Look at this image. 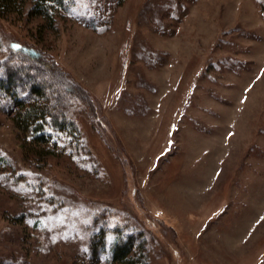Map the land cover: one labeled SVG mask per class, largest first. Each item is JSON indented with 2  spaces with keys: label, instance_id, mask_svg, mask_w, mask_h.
Listing matches in <instances>:
<instances>
[{
  "label": "rangeland",
  "instance_id": "1",
  "mask_svg": "<svg viewBox=\"0 0 264 264\" xmlns=\"http://www.w3.org/2000/svg\"><path fill=\"white\" fill-rule=\"evenodd\" d=\"M72 2L0 15V71L35 48L80 89L44 144L0 97V264H110L107 221L150 264H264V0Z\"/></svg>",
  "mask_w": 264,
  "mask_h": 264
},
{
  "label": "trees",
  "instance_id": "2",
  "mask_svg": "<svg viewBox=\"0 0 264 264\" xmlns=\"http://www.w3.org/2000/svg\"><path fill=\"white\" fill-rule=\"evenodd\" d=\"M72 3V0H0V15L16 12L41 16L50 28H55V14ZM14 50L21 61H15L17 64L4 61L1 65L0 97L10 100L16 127L25 134L31 133L38 144L47 143L54 131L76 133V123L68 111L70 96H79L78 86L39 50ZM29 61L40 65H26ZM110 222L91 231V246L107 253L110 264H150L145 241L138 242V234L131 229Z\"/></svg>",
  "mask_w": 264,
  "mask_h": 264
}]
</instances>
